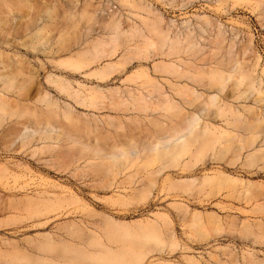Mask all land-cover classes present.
I'll return each instance as SVG.
<instances>
[{"label":"bare ground","instance_id":"bare-ground-1","mask_svg":"<svg viewBox=\"0 0 264 264\" xmlns=\"http://www.w3.org/2000/svg\"><path fill=\"white\" fill-rule=\"evenodd\" d=\"M220 1L232 2L234 6L246 3L244 0ZM24 3L30 2L0 0V151L12 155L13 158L20 155L22 161L0 164V182L10 177L30 178L35 176L37 171H41L40 164L48 166L49 163L56 164L55 161L63 157L58 156L59 154L49 155L57 148L56 145L35 146L39 142L46 144L66 140L68 147L74 151L71 152L72 160L68 163L77 164L84 161L88 164L98 161L97 165L103 168L107 175H113V180L102 183L105 189L119 190L115 192L120 194L109 198L113 205L147 203L154 193L155 186L161 182L162 187H169L175 192L194 186L204 189L219 179L227 180L240 189L257 186L249 179L262 177L260 171H264V67L261 64L262 56L259 54L251 64L245 58L254 48V37L241 45L225 46L227 39L219 30L218 34L215 33L206 39L207 46L196 49L198 43L190 31L184 33L183 37L180 33L173 37L157 22L144 21L143 27L133 22L125 29L122 20L110 18L104 24V29L109 31L107 37L96 39L88 46L87 51L65 60H58L57 63L59 66L71 65L75 67L73 69L81 71L97 61L115 59L123 54L120 63L106 64L97 70L96 75L101 81H105L114 76L127 62L131 63L135 59L144 60L145 63L139 65L140 69L124 82L134 86L128 90L136 96L135 107H130V111L145 113V117L138 115L134 120L137 123L139 121V124L140 121L148 122L152 128L142 124L141 128L136 123L138 129H142L140 133L136 134V130L133 129L134 132L129 131L130 133L120 138L118 136V141L110 143L108 140L101 143L98 138L95 140L93 138V141H90V138L86 139L89 132L93 133L94 130L88 125H84L86 130H80V117L75 116L70 108L62 110L56 101L50 99V93L45 92L46 86L40 77L47 64L43 63L38 69L35 67L34 59H39L43 53L61 55L70 48L68 41L63 40L61 34L56 42L58 49L53 48L48 52L47 47L50 44L44 35L47 25L39 28L31 37L22 40L24 34L29 35L34 31L33 26H23L16 22L22 19L18 12L27 7ZM126 5L131 9L145 10L129 1ZM263 6V2L256 0L253 10L260 7L263 10ZM136 17L142 19L140 16ZM211 25L216 28L215 24ZM154 34L162 37L159 42L153 39ZM156 46L158 48L155 55L164 57L166 61L154 65L153 70L143 68L144 65H148L146 62L152 58L151 49ZM220 54L221 57L218 58ZM78 62L80 64L83 62L82 65L86 62L88 65L80 66ZM61 73L64 74V71L61 70ZM47 83L59 92L70 95L71 89L62 78L53 79L47 76ZM199 88L205 89L207 93L200 92ZM94 91L97 92L95 95ZM94 91L93 96L91 95L94 97L93 100L98 94L100 98L102 92ZM116 93H123V90L118 89ZM150 97L153 99L150 100ZM248 100L251 105L237 103ZM231 101L233 103H230ZM64 121L69 122L68 127ZM146 126L148 128H145ZM209 154L210 159L218 164H222L221 162L229 157L225 163L235 167L232 169H235L234 173L238 176L217 170L214 174L209 173L201 178L194 177L197 166L203 163ZM147 163L148 165L157 163L160 166L150 174L146 173L147 175H142L141 172L139 174L137 169V172L129 173L135 166ZM13 168L18 169L22 173L21 176L16 174ZM171 169H177L178 174L173 175L178 179L171 177L163 179L165 172ZM189 171V174L179 173ZM253 172L256 175H252ZM75 174L77 176L78 172L75 171ZM71 175L74 176V173ZM79 175L80 180L86 177L81 173ZM49 184L46 182V188L40 190L36 197L28 198L30 205L37 206V210L38 207L45 208L48 205L50 207L54 204L77 203L84 211L94 212L85 200L83 189L80 190V195L73 190H66L67 192L58 195L47 189ZM127 184L129 188L130 184L136 186L130 195L123 194L127 191L128 186L125 187ZM102 187L92 186L94 189ZM259 187L264 191V182H260ZM93 198L97 201L100 199L96 194ZM175 205L185 216L184 219L189 213L196 220L201 218L200 214L189 212L188 206L181 203ZM262 205L259 203L254 208H260ZM44 212L41 211L38 216L47 215ZM94 214L98 215L95 212ZM34 217L31 216L29 219ZM211 218L219 219L215 215ZM50 222L48 219L40 224H31L27 228H43ZM215 222L218 224L219 220ZM232 222L240 227L246 224L259 227L264 225V218L254 222L235 217ZM58 230L56 234L41 233L34 238H27L29 250L18 242L3 240L0 243V255L6 253L4 255L7 256L10 253L12 260L2 263L23 264L21 261L24 263L27 261L28 264L29 262L46 264L49 261L56 264H143L152 253L153 255L156 253L154 251H160L161 254L163 250L160 248H163L162 245L165 246L164 243L172 242L174 245L177 236L172 222L163 214H157L155 219L135 223L117 220L114 216L107 215L94 222L87 219L73 221L61 225ZM117 244L118 247H114ZM235 249L237 248L230 246L220 249L219 254L210 253L198 259L188 256L186 261L191 264L228 262L240 264L242 256ZM55 251L60 255L57 253L58 256H54L55 254L48 256ZM243 261L246 264H261L253 254L246 255Z\"/></svg>","mask_w":264,"mask_h":264},{"label":"rangeland","instance_id":"rangeland-1","mask_svg":"<svg viewBox=\"0 0 264 264\" xmlns=\"http://www.w3.org/2000/svg\"><path fill=\"white\" fill-rule=\"evenodd\" d=\"M127 1L138 7H143L145 10L131 9L126 5ZM244 1L246 3L234 6L232 2H222L220 0H29L30 3H24L27 7L22 8L18 12V15L22 19L16 22H19L20 25L33 26L34 28L33 33L29 35L24 34L25 36L22 40L31 37L39 28L47 25L48 28L44 32V35L50 44L47 47L48 52L53 48L58 49L56 42L61 34L62 39L68 41V48L70 49L67 52L55 56L43 53L39 56V59H34L36 61L35 67L38 69L43 63L47 64L45 71L41 73L40 77V80L46 86L44 90L50 93V99L56 101L62 110L70 108L73 110L75 116L80 117V130L87 129H85L84 125H88L94 130H92L93 133L88 131L90 134L86 139L90 138L91 140H88L93 141V138L94 140L98 138L101 143H105L108 140L111 143L118 141V136L119 138L122 135L125 136V134L130 133L129 131L134 132L136 130V134L140 133L142 129L138 128H142L141 124L152 128L148 125V122L140 121L141 123L139 124V121L137 123L134 120L138 115L139 117H145V113L140 114L141 112L138 113V111L135 113L130 111V107H135L134 99L136 96L128 92V90L133 89L134 86L124 82L125 79L140 69L139 65L144 64V60L135 59L131 63L127 62L115 72L114 76L116 78L111 76L109 80L105 81H101L99 76L96 75L97 70L102 69L106 64L120 63L123 60L121 59L123 54L115 59L97 61L92 66L89 65L84 70L81 69V71L73 69L75 67L71 65L69 67L68 65L59 66L57 61L65 60L71 58L73 55L85 52L93 41L98 38L107 37L109 31L104 29V24L110 18L115 17L122 20L125 29L133 22L143 27L144 21H147L159 23L160 27L169 32L173 37L177 33H180L181 37H183L184 33L190 31L198 43L196 49H199L201 46L203 48L205 45L207 46L208 40L206 41V39L215 33L218 34L219 30L225 34V38L227 39L225 46L228 44L241 45L251 37H254V48L245 58L251 64L253 60L257 59V55L259 54L262 56L261 64L264 67V6L263 10L260 7L254 11L253 8L256 5V0ZM259 1L264 3V0ZM28 5L32 7H28ZM136 16H140L142 19ZM211 23L215 24L216 28L212 27ZM161 38L157 34L153 36L156 42H159ZM212 39H214V36ZM157 48L158 46L151 49L152 54L150 56L152 58L146 62L148 65H144L145 67L143 68L153 70L154 65L166 61L164 57L155 55ZM207 50L208 48L205 51ZM221 54L218 58L221 57ZM83 61L85 60L83 59ZM82 63H79L80 66ZM84 63V66L88 65L86 62ZM61 70L64 71V74L61 73ZM47 76H51L53 79L62 78L71 89L70 95L59 92L54 86L47 83ZM118 89L123 90V93H116ZM94 90L102 92L100 93L102 95L99 98L98 94V98L95 96L93 100ZM199 91L207 93L203 88H199ZM94 92L95 95L97 92ZM149 99L152 100L153 98L150 97ZM230 103H233V101ZM237 103L239 105H251L250 100ZM136 123L139 127H137ZM64 124L67 126L69 122L64 121ZM147 126L145 128H148ZM44 145H56L57 148L49 155L59 154L58 156L62 155L63 157L59 158V161L56 160V164L54 162V164L49 163V166L43 163L40 164L42 169H39V167L38 169L41 171H37L36 175L30 178L21 177L16 179L15 177H10L0 182V223L2 224V227H0V243L3 240H11V242H18L22 247L25 246L29 250L30 246L27 238H34L41 233L56 234L59 232L58 228L61 225H66L73 221L87 219L94 222L108 215L114 216L117 220L135 223L140 220L155 219L157 214H163L172 222V225L176 229V243L174 245L172 242L164 243L165 246L162 245L163 248H160L163 252L160 254V251H154L156 253L154 255L152 253L143 264H191L186 261V257L190 256L198 259L202 255L208 256L210 253L219 254L220 249L230 246L236 247L235 251H238L242 256L240 264H246L243 258L251 254L255 255V258L261 264H264V225L251 227L246 224V226L242 225L240 227L238 224H233L232 222V219L235 217L236 219L240 217L243 221L254 222L261 221L264 218V191L259 187V183L264 182V171H260L262 177L249 179L256 183L257 186L247 189H240L227 180L219 179L208 184L204 189H198V187L194 186L182 191L180 190L181 192L178 190L175 192L169 187H162L163 184L161 182L155 186V190L153 188L154 193L152 192L153 195L152 197L150 196L151 198L147 203L145 202L141 205L129 204L127 206L120 204L113 205L114 203H110L109 198L120 194V192H115L119 190L114 188L105 189L102 187V183L105 184L113 180V175H107L106 171L97 165L98 161L88 164L84 161L77 164L68 163L72 160L71 152L74 153V151L68 147L66 140L58 143L46 142V144L39 142L35 147H42ZM16 156L18 157L13 158L12 155L0 151V164H6L10 161L15 163L22 162L20 155ZM228 158L224 162H221L222 164H218L210 159L209 154L204 159L206 162L204 161L197 166L194 177L201 178L209 173L214 174L217 170L225 171L226 174L231 176H238L237 173H234L235 169H232L235 167L225 163L228 161ZM46 159L50 160V158ZM148 164L135 166L128 172L134 173L138 170L139 174L141 172L142 175H145L146 173L150 174V172H153L160 166L157 163ZM51 165L57 166L51 167ZM12 170L21 176L22 173L18 169L13 168ZM227 170L230 171L228 172ZM75 171L78 172L77 176ZM176 171L177 169L167 170L163 179L166 177L178 179V177L174 176L178 174ZM72 173H74V176L71 175ZM79 173L86 175L83 178L84 180H80ZM179 173L181 175L189 174L190 171ZM253 173L252 175H256L255 172ZM95 178L98 179L95 180ZM95 181L96 183L98 182V185ZM46 182L50 183L47 189L58 195L67 192L66 190H73L80 195V190L83 189L86 195V202L98 215L96 216L94 212L84 211L80 204L77 203L54 204L50 207L48 205V208L43 207L45 210L42 207H38L37 210V206L30 205L28 198L31 196L36 197L40 190L46 188ZM42 183H44L43 187H41ZM54 184L57 186H52ZM92 186H101L102 188L94 189ZM125 187L127 191L123 193L124 195L132 194L136 188L134 184H130V188L129 184L125 185ZM95 194L100 198L99 201L93 198ZM178 203L188 206L189 212L200 214L201 218L196 220L188 212V219H184L185 216L176 208L178 206L175 204ZM259 203H262L263 207L261 206V209L259 207L254 208ZM253 208L254 211L256 209L255 212L252 210ZM41 211H45L44 213L47 215L43 217L38 216ZM214 215L216 218H219L218 224L215 222L218 220L211 218ZM31 216L35 217L29 219ZM48 219L51 222L46 227L27 228L31 224H40L48 221ZM8 224L12 225L9 227ZM4 225H7V227ZM114 247H118V244ZM57 253L59 252L55 251V253L52 252L48 256H53L54 254L56 256ZM4 254L3 256L0 255V264L12 260V257L9 256L10 253L7 256ZM21 262L28 264L27 261L25 263L24 261ZM29 264H33V262H29ZM46 264L56 263L47 261ZM228 264L232 263L228 262Z\"/></svg>","mask_w":264,"mask_h":264}]
</instances>
